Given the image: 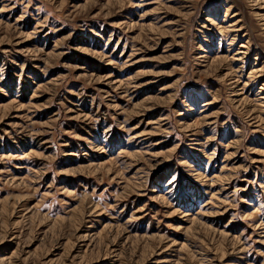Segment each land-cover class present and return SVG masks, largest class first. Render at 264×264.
<instances>
[{
	"label": "rangeland",
	"instance_id": "rangeland-1",
	"mask_svg": "<svg viewBox=\"0 0 264 264\" xmlns=\"http://www.w3.org/2000/svg\"><path fill=\"white\" fill-rule=\"evenodd\" d=\"M0 264H264V0H0Z\"/></svg>",
	"mask_w": 264,
	"mask_h": 264
}]
</instances>
